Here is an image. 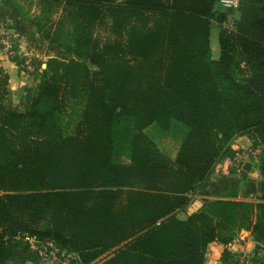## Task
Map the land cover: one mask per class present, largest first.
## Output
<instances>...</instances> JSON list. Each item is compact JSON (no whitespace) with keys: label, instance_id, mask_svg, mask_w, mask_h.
Wrapping results in <instances>:
<instances>
[{"label":"trees","instance_id":"obj_1","mask_svg":"<svg viewBox=\"0 0 264 264\" xmlns=\"http://www.w3.org/2000/svg\"><path fill=\"white\" fill-rule=\"evenodd\" d=\"M217 2L36 0V25L69 58L49 59L18 104L0 67V264L32 260L25 235L79 264H207L211 243L252 227L264 245V202L231 194L177 218L237 137L260 150L264 177V0H241L233 30ZM173 122L187 129L174 159L146 132Z\"/></svg>","mask_w":264,"mask_h":264},{"label":"crops","instance_id":"obj_2","mask_svg":"<svg viewBox=\"0 0 264 264\" xmlns=\"http://www.w3.org/2000/svg\"><path fill=\"white\" fill-rule=\"evenodd\" d=\"M14 9L15 8H12L11 5L6 4L4 0H0V34L4 32L5 27H8L10 31H16L14 33L15 37L22 38L23 35L25 36L23 29H27V26L23 24L24 22L21 20L18 9ZM21 22L22 25L20 24ZM20 25L22 29L19 28ZM26 48L31 51L33 50L29 43ZM35 48H37V46H35ZM47 52L48 54H52L51 56L53 58V56L58 54L59 49L55 48ZM0 66L9 74L10 83L12 79L18 77V67H16L15 62L6 59L0 61ZM10 87L15 95V99L19 96L20 101L28 86L15 89L12 87V84H10ZM251 147L252 142L247 137H237L232 143V148L235 151L241 149L248 150ZM258 164L256 160L250 159L240 170H236L228 167L225 163V159L218 162L214 172L209 177L203 189L191 196L190 203L185 212L191 216L202 209L204 205L216 200L228 199V196L231 194H236L238 201L249 202L254 205L264 202V177L260 173ZM252 229L253 227L251 229L241 230L230 244L229 251L233 255L244 251L262 260L264 245H261V247L259 246L260 244L255 240ZM226 249H228V247L220 241L211 243L206 251V263L224 264L223 254Z\"/></svg>","mask_w":264,"mask_h":264},{"label":"rangeland","instance_id":"obj_3","mask_svg":"<svg viewBox=\"0 0 264 264\" xmlns=\"http://www.w3.org/2000/svg\"><path fill=\"white\" fill-rule=\"evenodd\" d=\"M4 1L6 4L11 5L12 8L14 7L16 10L18 9L21 20L24 22L23 24L27 26V29H23L25 36L23 35L22 38H19L14 36L16 31H10L8 27L4 28V32L0 34V61L6 59L13 61V58L15 57H19L21 61H25V57L30 60L34 70H27L26 65L23 62L20 64L15 63L16 67H18V77L12 79L10 83L15 89L25 88L36 83V80L39 77V71L45 69L47 67L48 60L52 58V54H48L47 51H52L55 48L57 49V45L52 44L48 39H46L35 23L36 17L40 15V8L36 5V0ZM216 10L226 13V18L229 23L235 22L240 17L239 12L233 13L223 10L218 2L216 4ZM20 24L22 25V22ZM21 25L19 26L20 29H22ZM221 29L222 27L218 21H214L212 23L211 47L212 55L215 60L219 59L221 54L219 43V34ZM98 34L106 38L108 36V32L106 30L101 31V29H99ZM6 42H11L13 48H9ZM28 43L33 48L32 51L26 48ZM35 46H37V48H35ZM12 52L14 54L13 56L11 55ZM53 57L69 58L63 50H59L58 54ZM13 98L14 102L18 104L20 97L18 96L17 99H15L14 95ZM81 109L82 105L75 104L72 106L70 112L62 118V124L64 125L68 135L73 133L75 123L79 119ZM146 132L164 153L174 159L184 137L186 136L187 129L179 123L173 122L172 128L169 131L161 130L156 124L148 128ZM180 214L187 213L181 212ZM19 262V260L15 259L12 260L10 264H20ZM99 262H96L95 264H98Z\"/></svg>","mask_w":264,"mask_h":264},{"label":"built area","instance_id":"obj_4","mask_svg":"<svg viewBox=\"0 0 264 264\" xmlns=\"http://www.w3.org/2000/svg\"><path fill=\"white\" fill-rule=\"evenodd\" d=\"M218 3L223 10L233 13L238 12L241 6V0H218ZM221 14L222 16L221 18H219V15ZM219 15L218 19L223 22L222 26L226 29L233 30L234 22L229 23L227 21L226 13L219 11ZM6 44L9 48H13L11 42H6ZM11 55H14L13 52ZM24 64L26 65L27 70H34L30 63V60L27 57H25ZM236 152L237 154L235 155V157H228L225 159L226 165L230 168L240 170L250 159H254L259 162L260 150L251 147L248 150L241 149L237 150ZM23 240L30 245V249L32 252H37L36 259L34 261L30 260L26 264H79V256L76 253L62 250L54 243L42 242L38 238L28 235L23 236ZM233 256L235 257V263L233 264H264L260 258L244 251L236 253Z\"/></svg>","mask_w":264,"mask_h":264},{"label":"water","instance_id":"obj_5","mask_svg":"<svg viewBox=\"0 0 264 264\" xmlns=\"http://www.w3.org/2000/svg\"><path fill=\"white\" fill-rule=\"evenodd\" d=\"M222 14L219 15V18H221ZM243 186V185H242ZM177 218L181 221H188L190 219V215L188 214H179L177 216ZM37 257V252H33V255H32V260L34 261ZM262 262L264 263V255L262 256Z\"/></svg>","mask_w":264,"mask_h":264}]
</instances>
